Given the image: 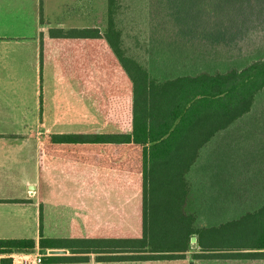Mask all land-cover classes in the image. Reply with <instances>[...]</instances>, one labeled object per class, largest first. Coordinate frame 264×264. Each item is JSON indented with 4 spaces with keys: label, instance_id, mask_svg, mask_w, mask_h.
I'll return each mask as SVG.
<instances>
[{
    "label": "trees",
    "instance_id": "trees-1",
    "mask_svg": "<svg viewBox=\"0 0 264 264\" xmlns=\"http://www.w3.org/2000/svg\"><path fill=\"white\" fill-rule=\"evenodd\" d=\"M107 1L104 31L49 30L62 49L65 74L72 76L75 68L78 78L87 80L80 62L91 61L101 116L118 131L49 135L43 153L140 178L139 236L124 238L116 251L107 247L92 252L121 254L105 256L108 261L188 257V264H264V203L217 225L195 226L199 216L190 209L189 178L202 149L251 111L264 90V58L240 70L157 79L127 55L115 21L119 7L116 0ZM82 244V240L51 239L38 243L43 250L69 249L72 254L45 260H83L77 256L85 253ZM35 247L32 239H0V264H10V254Z\"/></svg>",
    "mask_w": 264,
    "mask_h": 264
},
{
    "label": "rangeland",
    "instance_id": "rangeland-1",
    "mask_svg": "<svg viewBox=\"0 0 264 264\" xmlns=\"http://www.w3.org/2000/svg\"><path fill=\"white\" fill-rule=\"evenodd\" d=\"M107 4V0H91L88 8L86 1L84 12L79 10L77 16L87 26L104 31ZM116 4L119 8L115 21L127 55L157 79L240 70L264 58V0H116ZM31 44V40L23 41L29 80L33 78ZM48 54L54 57L53 46ZM63 71L61 67V74L68 80L69 73ZM49 72L47 66L41 71L44 89L52 82ZM57 91L69 95L66 88ZM91 92L92 113L88 120L59 121L61 130L71 128L85 134L118 131L103 119L93 88ZM189 178L190 209L199 216L195 226L217 225L264 203V90L244 118L202 149ZM139 183L135 174L80 164L51 171L44 167L39 194L43 203L40 234L54 239L136 236L137 209L140 203L141 212L142 204ZM90 205L92 223L91 230H87L78 212L84 207L88 211ZM35 251L43 256L42 260L49 253L40 248L31 252ZM188 263L186 257L120 264Z\"/></svg>",
    "mask_w": 264,
    "mask_h": 264
},
{
    "label": "crops",
    "instance_id": "crops-1",
    "mask_svg": "<svg viewBox=\"0 0 264 264\" xmlns=\"http://www.w3.org/2000/svg\"><path fill=\"white\" fill-rule=\"evenodd\" d=\"M86 1L90 8L91 0H0V239H32L36 242V249L40 248L38 245L40 239L83 241L85 253L77 255L83 257V260L53 258L43 259V264L150 262L108 261L104 259L105 256L121 254L100 251L93 253L91 250L110 247L116 251L122 246L123 236L89 235L84 238L54 239L40 234L43 203L39 194L44 167L49 171L56 170L59 166L68 168L77 164L93 167L43 153L49 135H87L71 128L61 130L57 122L87 121L91 116L93 98L91 88H95L90 72L91 61L80 62L83 72H88L87 80L85 76L83 80L78 78L75 68L67 80L66 76L61 74L62 49L49 35L50 29H90V25L87 26L77 16L79 10L84 12ZM27 40L32 42L31 80L26 77V63L23 61V57L27 56L23 50V41ZM51 45L55 52L53 58L48 54ZM41 51L42 70L39 69ZM46 66L49 67L52 82L50 81L48 87L44 89L41 71L43 72ZM55 87L66 88L69 95L61 94ZM27 88H30L31 92H28ZM91 209L90 205L88 211L84 207L83 212H78L84 217L83 222L87 230H91ZM137 222L139 230L133 238L140 234V203L137 209ZM45 250L66 251L65 255L48 253L45 258L72 257L69 249ZM86 250H90L91 253H86Z\"/></svg>",
    "mask_w": 264,
    "mask_h": 264
},
{
    "label": "built area",
    "instance_id": "built-area-1",
    "mask_svg": "<svg viewBox=\"0 0 264 264\" xmlns=\"http://www.w3.org/2000/svg\"><path fill=\"white\" fill-rule=\"evenodd\" d=\"M10 264H43L42 255L35 252H16L8 256Z\"/></svg>",
    "mask_w": 264,
    "mask_h": 264
},
{
    "label": "water",
    "instance_id": "water-1",
    "mask_svg": "<svg viewBox=\"0 0 264 264\" xmlns=\"http://www.w3.org/2000/svg\"><path fill=\"white\" fill-rule=\"evenodd\" d=\"M191 242L193 244H195L196 242V238L195 237H192L191 238ZM50 255H65L66 254V251L65 250H50Z\"/></svg>",
    "mask_w": 264,
    "mask_h": 264
}]
</instances>
